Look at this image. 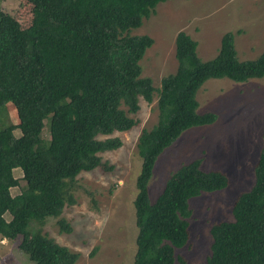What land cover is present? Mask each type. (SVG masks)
<instances>
[{"label": "trees", "instance_id": "obj_1", "mask_svg": "<svg viewBox=\"0 0 264 264\" xmlns=\"http://www.w3.org/2000/svg\"><path fill=\"white\" fill-rule=\"evenodd\" d=\"M26 1L31 5L27 27L0 8L1 237L19 238L18 248L33 264H76L78 253L57 243L44 225L54 218L60 230H72L62 213L76 203L77 176L110 169L100 153L121 144L117 136H98L131 129L139 98L151 103L156 92L157 123L137 140L141 167L133 201V264L183 261L176 250L189 239V199L224 189L228 177L219 169L204 170L195 158L175 169L150 201L155 161L182 131L216 120L214 112L197 111L196 92L206 80L264 77V48L241 60L233 37L225 34L216 54L205 60L197 54V42L180 31L176 70L162 76L156 88L140 65L153 39L131 30L167 0ZM9 104L15 122L6 120ZM261 136L253 183L234 198L232 220L211 226L205 264H264V123ZM15 169L22 173L18 178ZM13 187L20 192L12 194Z\"/></svg>", "mask_w": 264, "mask_h": 264}, {"label": "rangeland", "instance_id": "obj_2", "mask_svg": "<svg viewBox=\"0 0 264 264\" xmlns=\"http://www.w3.org/2000/svg\"><path fill=\"white\" fill-rule=\"evenodd\" d=\"M0 8L15 17L22 27L30 23L31 5L26 0H0ZM184 32L197 42L201 59L213 57L223 35L233 37L239 59H253L264 48V0H167L145 17L132 34H147L153 44L146 49L140 65L142 76L158 88L162 76L174 73L175 38ZM156 92L151 103L139 98V109L130 114L135 124L127 131H114L99 138L117 136L121 144L100 153L111 168L99 167L77 176L76 203L63 209L62 217L72 230H60L56 219L49 218L44 229L57 243L78 253L76 264H133L136 250L135 181L141 158L137 153L138 136L157 123ZM198 113L214 112L210 124L193 126L157 157L148 182L150 201H154L169 175L181 164L201 159L204 170L219 169L228 185L219 191L203 192L189 199L191 215L189 239L176 255L183 261L174 264H205L210 252V228L214 222L232 220L231 207L236 195L253 183V166L262 145L264 123V77L244 82L210 78L196 92ZM6 120L16 121L15 109L7 106ZM14 133L19 135V130ZM48 135V124L42 130ZM20 177L21 170L15 169ZM20 192L11 188L12 194ZM6 219L10 216L5 215ZM19 238L0 235V264H33L18 248Z\"/></svg>", "mask_w": 264, "mask_h": 264}]
</instances>
